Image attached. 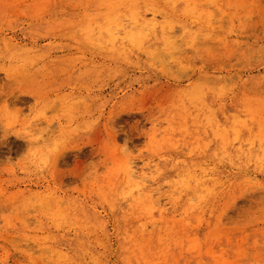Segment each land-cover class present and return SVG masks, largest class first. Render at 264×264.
<instances>
[{
    "label": "rangeland",
    "instance_id": "374dc122",
    "mask_svg": "<svg viewBox=\"0 0 264 264\" xmlns=\"http://www.w3.org/2000/svg\"><path fill=\"white\" fill-rule=\"evenodd\" d=\"M0 264H264V0H0Z\"/></svg>",
    "mask_w": 264,
    "mask_h": 264
},
{
    "label": "bare ground",
    "instance_id": "6f19581e",
    "mask_svg": "<svg viewBox=\"0 0 264 264\" xmlns=\"http://www.w3.org/2000/svg\"><path fill=\"white\" fill-rule=\"evenodd\" d=\"M142 17H143V16H142ZM143 18H144V17H143ZM145 19H146V18H145ZM144 21H145L144 19H141V22H142V23H144ZM138 22H139V21H138ZM139 24H140V22H139ZM111 26H112V25H110V24L108 25V23H107L104 27H102L101 32H102V35L105 33L106 35L110 36V38L112 39V41H116L117 38H114L113 36L116 35L115 32H116L117 30H119V29H117V30L115 29L116 31H114V30H113L114 27L112 26V27H113V28H112ZM119 31H120V30H119ZM120 32H121V31H120ZM116 33H117V32H116ZM105 34H104V35H105ZM118 34H119V32L117 33V36H118ZM143 34H144V33H143ZM138 35H139V34H138ZM138 35H137V36H138ZM145 35H146V34H145ZM135 36H136V35H135ZM103 37H105V36H103ZM110 38H109V39H110ZM123 38H124V37H123ZM135 38H136V37H135ZM135 38H134V39H135ZM144 38H145V37H144ZM132 39H133V38H132ZM136 39H137V38H136ZM141 39H142V38H141ZM168 40H169V38H168ZM135 43H136V42H135ZM165 46H168V45H165ZM130 177H131V176H130ZM182 180H183V179H182ZM132 181H133V180H132ZM186 181H187V180H186ZM167 182H168V181H167ZM184 182H185V181H184ZM137 185H138V184H137ZM136 187H137V186H136ZM138 187H141V185H138ZM130 190H131V189H130ZM132 190H133V189H132ZM152 191H153V190H152ZM144 195H145V194H144ZM149 195H150V194H149ZM191 197H192V196H191ZM149 199H150V198H149ZM190 199H191V198H190ZM190 201H191V200H190ZM147 203H148V202H147ZM149 205H150V204H149ZM154 209H155V208H154ZM155 218H156V217H155ZM153 219H154V218H153Z\"/></svg>",
    "mask_w": 264,
    "mask_h": 264
}]
</instances>
